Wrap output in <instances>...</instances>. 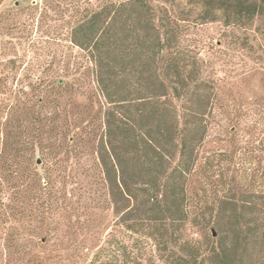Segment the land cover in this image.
<instances>
[{"label":"trees","instance_id":"obj_1","mask_svg":"<svg viewBox=\"0 0 264 264\" xmlns=\"http://www.w3.org/2000/svg\"><path fill=\"white\" fill-rule=\"evenodd\" d=\"M257 1L241 0L234 10L224 0L190 2L220 13L228 23L242 24L253 17L255 7L264 6V0ZM23 2L14 5L32 18L37 14V41L27 46L47 61L42 74L20 80L11 114L35 107L34 123L54 125L56 115L42 109L69 97L72 131L62 142L56 131L51 147H65V159L58 160L81 168L63 174V184L57 185V176L39 171L36 159L26 158L23 200L47 194L45 209L55 203L56 210L62 198L64 210L69 207L76 218V191L95 184L116 219L102 248L109 262L190 264L192 256L183 251V227L199 222L189 218L187 185L207 130L210 94L196 90L200 78L186 70L189 63L170 47L167 7L154 0H31L21 6ZM0 90L11 91L5 77H0ZM83 96L86 103H76ZM3 124L7 127L9 120ZM91 141L98 169L93 181L86 179L92 175L84 157ZM214 225L221 232L237 228L229 243L220 241L210 253L215 261L233 264L227 260L245 235V220L242 214H222ZM197 228L205 236L207 227Z\"/></svg>","mask_w":264,"mask_h":264},{"label":"rangeland","instance_id":"obj_2","mask_svg":"<svg viewBox=\"0 0 264 264\" xmlns=\"http://www.w3.org/2000/svg\"><path fill=\"white\" fill-rule=\"evenodd\" d=\"M14 1L0 0V77L11 87V91L0 90V264L109 262L107 249L102 248L116 219L103 189L88 184L85 190L76 191L80 194L73 202L76 218L67 212L69 207L64 210L62 198L56 210L55 203L51 210L45 209L47 194L23 200L21 178L26 158L36 159L39 171L57 176V185L63 184V174L78 173L81 168L58 160L65 159V147H51L56 131H60L61 142L72 131L69 97L42 109L47 115H56L54 125L34 123L35 107L11 114L20 80L42 74L47 61L27 46L37 41V14L32 18ZM23 1L21 6L31 0ZM161 1L153 3L168 9L170 47L189 63L186 70L200 78L196 90L210 94L204 117L207 130L197 146L187 185L189 218H196L199 224L183 227L184 256H192L190 264H222L210 258V253L218 249L220 241L229 243L237 228L221 232L213 221L219 215L236 213L242 214L247 227L227 261L264 264V6L255 7L251 19L237 24L228 23L212 9L200 10L192 0ZM240 1L224 0L233 10ZM25 21L30 23L26 27ZM76 103L85 104V97H76ZM93 144L87 143L84 152L87 173L92 175L86 178L89 180L98 173L91 154ZM66 188H71L69 181ZM199 226L207 227L205 236L198 234ZM109 263L115 264L113 260Z\"/></svg>","mask_w":264,"mask_h":264}]
</instances>
